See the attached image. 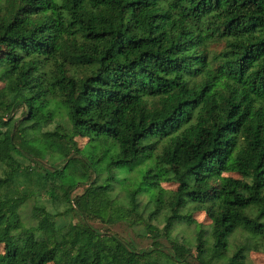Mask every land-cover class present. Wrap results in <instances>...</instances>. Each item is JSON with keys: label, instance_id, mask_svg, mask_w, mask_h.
I'll return each mask as SVG.
<instances>
[{"label": "trees", "instance_id": "1", "mask_svg": "<svg viewBox=\"0 0 264 264\" xmlns=\"http://www.w3.org/2000/svg\"><path fill=\"white\" fill-rule=\"evenodd\" d=\"M0 78V264H250L264 252V0H0ZM38 141L60 167L36 168ZM138 167L127 201L111 198L118 172ZM45 188L63 210L28 215ZM83 213L141 225L150 243L55 218ZM181 224L196 255L172 234Z\"/></svg>", "mask_w": 264, "mask_h": 264}, {"label": "rangeland", "instance_id": "2", "mask_svg": "<svg viewBox=\"0 0 264 264\" xmlns=\"http://www.w3.org/2000/svg\"><path fill=\"white\" fill-rule=\"evenodd\" d=\"M4 80L0 78V88L4 85ZM24 112V109L21 108L18 112H16L14 115L17 117H20ZM64 117V123L62 125L65 129L70 130V122L68 121L66 115ZM56 122H52L48 125V127L45 129H52L55 126ZM74 141L77 144V147L79 149H86L89 144V138L82 134V133H75L73 136ZM31 149L36 153V159L38 162V165H36V168L38 170L41 169L40 165H43V167L51 168V166H58L60 167L63 162L59 160H54L51 157V152L48 150L43 143L41 142H35L31 145ZM84 156L87 155L84 154ZM89 161V160H88ZM28 163V162H26ZM141 167V166H140ZM138 168H135L132 171H120L118 172V177L122 182L119 181H113V188L110 192L111 198L114 200H118L121 202L127 201V189L134 188L136 186V182L138 179H140V173L138 171ZM115 171V170H114ZM1 173V168H0ZM101 177L105 178L107 176V172L105 170L102 171ZM227 175L238 177V175L234 173H227ZM91 176H94L93 173H91ZM58 182V181H57ZM160 185L167 191L174 190L176 188V184L172 182H164L162 181ZM87 185L85 183H78V185L70 192L71 198L75 197L76 195H79L83 192L84 188ZM61 190H49V188H45L41 190L40 194L37 196H31L28 197L25 202V211L28 212V215L30 214L31 208L36 205L44 206L47 210L50 212L55 213L57 210L62 211L64 206L63 202L61 200ZM138 199L141 202H145L147 200L146 195H138ZM56 219L68 221L71 220L72 223L85 228L86 230L97 229L102 232H111L114 234H117L118 236L126 239V240H132L136 243L137 247L139 248H147L150 243V238L145 236L142 230L141 225H133L129 222H117L114 224H109L107 222H103V220L95 215H92L90 213H83L80 217L74 216L71 218H65L63 216H56ZM192 218L196 220L199 223H202L203 226H208L210 223L209 218L207 217L205 211L203 210H197L192 213ZM152 222L158 225L159 227H162L164 223L162 222L161 213L159 211L155 212L153 215ZM173 235L176 236V240L179 243L185 244L186 247L190 250L191 253L196 255L197 253V234L193 230V225L190 227L187 224H181L179 226H176V228L172 232ZM240 236L237 234L235 236V240L240 241ZM3 249V245H0V251ZM248 261L251 262L250 264H264V252L262 251H250L248 253ZM53 264V263H49Z\"/></svg>", "mask_w": 264, "mask_h": 264}]
</instances>
